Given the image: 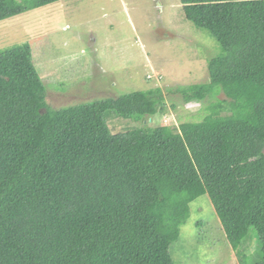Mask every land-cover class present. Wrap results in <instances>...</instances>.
<instances>
[{
    "label": "trees",
    "instance_id": "trees-1",
    "mask_svg": "<svg viewBox=\"0 0 264 264\" xmlns=\"http://www.w3.org/2000/svg\"><path fill=\"white\" fill-rule=\"evenodd\" d=\"M61 1L0 0V22ZM181 3L223 54L175 93L226 98L178 128L149 125L167 111L159 88L54 108L31 44L0 51V264H175L202 196L241 264H264V0Z\"/></svg>",
    "mask_w": 264,
    "mask_h": 264
},
{
    "label": "rangeland",
    "instance_id": "rangeland-1",
    "mask_svg": "<svg viewBox=\"0 0 264 264\" xmlns=\"http://www.w3.org/2000/svg\"><path fill=\"white\" fill-rule=\"evenodd\" d=\"M30 43L54 108L161 89L167 111L150 126L200 122L204 102L185 103L178 88L208 83V63L223 54L217 40L186 19L181 0H63L0 22V51ZM112 130L134 129L133 119L106 118ZM117 131V130H115ZM172 244L175 264H241L208 196ZM259 246L252 229L245 251Z\"/></svg>",
    "mask_w": 264,
    "mask_h": 264
},
{
    "label": "crops",
    "instance_id": "crops-1",
    "mask_svg": "<svg viewBox=\"0 0 264 264\" xmlns=\"http://www.w3.org/2000/svg\"><path fill=\"white\" fill-rule=\"evenodd\" d=\"M63 1V0H62Z\"/></svg>",
    "mask_w": 264,
    "mask_h": 264
}]
</instances>
